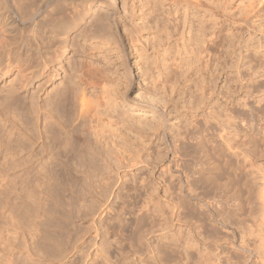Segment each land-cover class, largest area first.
I'll return each mask as SVG.
<instances>
[{
	"label": "rangeland",
	"instance_id": "obj_1",
	"mask_svg": "<svg viewBox=\"0 0 264 264\" xmlns=\"http://www.w3.org/2000/svg\"><path fill=\"white\" fill-rule=\"evenodd\" d=\"M94 1L91 10L66 11L48 72L15 94L10 123L0 121L1 142L26 148L7 173L0 149V177L8 176L0 191L2 181L12 190L18 183L19 192L27 182L30 191L27 215L23 199L16 202L27 223L11 226L9 212L0 214V264H264L260 213L240 208L235 186H223L264 168V158H254L255 168L245 162L253 144L264 154V0ZM96 18L108 23L103 35L89 31ZM21 27L28 38V24ZM16 41L0 33V48L12 43L17 51ZM8 60L0 56V88L18 87L26 69L14 57L8 72ZM81 84L92 101L84 125L103 133L105 147L88 136L90 149L62 159L71 172L62 188L48 183L43 195L28 171L31 97L45 108L68 86L71 124ZM12 128L23 132L10 144L3 133Z\"/></svg>",
	"mask_w": 264,
	"mask_h": 264
},
{
	"label": "bare ground",
	"instance_id": "obj_2",
	"mask_svg": "<svg viewBox=\"0 0 264 264\" xmlns=\"http://www.w3.org/2000/svg\"><path fill=\"white\" fill-rule=\"evenodd\" d=\"M52 1L53 0H0V33H1V36L3 37L4 40H6V39L17 40L15 42V44H16V48L18 47V49H19V50L15 51V47H12V46H14V45H12V43L6 44L5 46H3V48H0V56L3 59H6V58L9 59L7 64H6V68L9 70L8 72H12V69L14 68V63H13L14 57H16V59L20 60L17 63V66L19 68H21L20 65L26 66L25 70H23V71L21 70V76H20L18 87L12 85L13 83H11L8 87L0 88V94L5 92V94H3V95H6V96H4L5 98H2V99H4V102H3V100L0 102V121L4 122L3 126L7 125L6 122L9 120V118H7V116H8L7 113H9V111L7 112L6 110L10 109V104H12V100H15L14 99L15 94H17V92L20 89H26L27 87H29L33 83V81L36 77L44 76L48 72L49 66L53 61V59L50 58V55L53 52L54 53L59 52L60 49L62 48L59 44H62V42L64 41V39H63L64 38V31L62 30V25L64 24V21L67 17L66 11L68 9L69 10L71 9L70 14H72V13H74V10L77 11L79 8L91 10L92 7L95 5L94 0H74V1H72V0H60L61 4L53 7ZM62 4H64V5H62ZM99 21L100 20H97V18H96V20L94 19L91 21L89 31L91 32L92 35H98V34L103 35L102 32H104L105 27L108 26L107 25L108 23L103 24V23H100ZM26 23L28 24L29 32H28V38L25 39L23 37V34H22L23 29H22L21 25H24ZM67 32H69V31H67ZM16 37H18V38L15 39ZM84 66L88 67L87 71H91V69H93L92 63H88L87 65H84ZM71 69L75 70V67H71ZM72 83L75 85L77 84L76 81H74ZM82 84H84V83H82ZM82 86H84V87H80L79 85H77V89H79V92H78L77 96H75L76 97L75 100H76L77 105L79 106V113L73 119L71 124L67 123L68 117H67V111H66L68 103L71 104V102L69 101V98L66 96L68 93V86L62 92H57L55 94L56 97L53 96V97H55L54 100L52 99V101H51V99H50L48 106L44 105V107L45 106L51 107L50 108L51 110H49V108L46 109V107L45 108L42 107L43 108L42 109L41 106L38 105V101L36 100V97L34 95H33L34 97H31L32 99L29 98V99H31V101L29 100L30 105L28 106L27 111H28V125H31V128H28V146H27L28 147V164H29L28 171L30 174L29 176L31 177V175H32L33 177H35L34 179L37 180L38 184L34 185L35 187L39 186L40 188L44 187L46 189L47 187L49 188L48 183H50V185H51L55 181L54 184H56V186H58L57 187L58 189L59 188L61 189L62 188L61 187L62 181H60V179L68 178L71 175V172L67 168H63L62 164H64V163H62L63 162L62 159L68 160V159H70V157L72 155H77L78 154L77 152H79V150H78L79 148L81 150L83 148H84V150L90 149V147H91L90 143L91 142H89L90 140H88L89 139L88 136H93V135L95 136L94 143L96 145L98 144L99 146L101 145L103 147L106 144L104 141L103 133H101L96 126H94V125L88 126V124L84 125V122L87 123V121H88L87 119L89 118V115L92 114V110H91V102L92 101H91V99L88 98L87 88L85 87V85H82ZM63 96H66V97H64V99H62ZM12 105H11V107H12ZM59 105H60V108H62V112L60 115L57 113H53V114H56V117H55V115H53L52 112H55L56 110L53 111V108L58 109ZM7 106L9 107V109ZM16 110H18V109H16ZM22 111H24V110H22ZM22 111H20V113ZM60 111H61V109H60ZM16 112H18V111H16ZM25 112L26 111L23 112V115ZM58 113H60L59 110H58ZM33 116L37 117V119L34 118L35 121L33 119ZM43 116H45V118H43L44 119V123H43L44 129H42V128L40 129V126L43 122L42 121ZM11 118H12V115H11ZM75 121H78V123L76 125H73V123ZM8 122L10 123V121H8ZM12 122L13 121H11V123ZM80 124H83V126H84L83 129H82V125H80ZM79 125H80L82 130H80ZM14 126L15 125H13L12 127H14ZM1 129L2 128H0V130ZM13 129L15 131V128H12L10 130L6 129L7 132L6 131L4 133L2 132L3 137L5 136L6 138H8V140H9V141L7 140L8 142H10L12 140V136L13 135L16 136L15 134H17V133H18L17 135L20 137V139L22 138V132L23 131L21 132V130L19 129L18 132L15 133L13 131ZM0 135H1V133H0ZM25 135H24V137H25ZM0 138H1V136H0ZM263 138H264V136H263ZM1 139H0V149L5 147L4 151L7 152L5 158L3 157V160L5 159L4 164L2 165V163H1L2 167L4 168L3 171L6 172V171L10 170L12 168V166L15 167L12 164H14L16 162L17 157H18V153L25 151L26 148L24 150V146L20 147V148L17 147L18 149L17 150L15 149V151H14V148H11L9 146V143H3V142H1ZM10 144H11V142H10ZM22 145H24V144H22ZM38 148H39V150H37ZM246 155L248 157L246 156L245 162L248 160L247 162L250 165V168H255V161H254L255 157L257 159L264 158L263 157L264 154L259 153L254 144L252 145V147L249 150H247ZM36 156L39 158V159L35 160L38 168L34 166L36 163L33 164L34 161H32V159ZM48 156H50V158ZM10 160H12V162H14V161L15 162L9 164V162H11ZM49 161L51 164L49 163ZM22 162H23V160H22ZM40 164H41V167H40ZM1 165H0V169H2ZM49 165L53 166V168L51 167V169H50ZM26 169H24V170H26ZM11 170L13 171V168ZM0 171H1L0 173L3 172L2 170H0ZM256 171L258 173V175L256 174L257 177L255 176V174L253 172H249V173H251L250 178L248 177L245 181L242 182V184L237 183V185H234L232 183L233 180L230 179L232 177L229 176L230 178H228V177H227L228 179L226 178L227 180L223 184V186H227V187L235 186V192H234L233 196H234V200H235L236 204L240 208L243 207L244 204H246L249 207L250 212L253 214H257V216L260 213L261 220L264 223V168L258 167L256 169ZM26 174H28V172H26ZM3 175H2V177H3ZM6 175L7 174H5V176ZM229 175H231V174H229ZM29 176L27 177V179H29ZM7 177H5V178L3 177V178L6 179ZM4 179H2V180H4ZM36 180H35V183H36ZM26 181H28V183H29L31 180H26ZM2 182L6 183V184L4 186V189L2 191H0V195H3V194L5 195V193H6V196H5L6 198H3L6 203L3 205V207L0 206V214L6 215V213L9 212L8 216L6 217L7 218L6 222H8L9 224L11 222L13 224L11 226L21 225L22 223L24 224L25 222L27 223L26 220H28L27 219L28 216L27 217L26 216L25 217H22V216L18 217L19 213H21V211L19 213H18V211H16V210L20 209V206L16 202L18 200L23 199V201H22L23 205H26L24 207L25 209L22 208L26 212V214L25 213H23V214H25V215L28 214V193L30 191L28 189L27 190L29 192H27L25 190L26 189L25 186H26L27 182L25 183L23 181L22 184L25 183V186H23L21 184L22 185V187L20 189L21 192H19L17 190L18 186L16 187V185L18 183L15 186H13L14 190H12L13 188L10 187V185H8V184H10L9 183L10 181L9 182L2 181ZM11 182L16 183V181H13V180H11ZM32 183H34V182H32ZM32 183L30 182L31 186L28 185L30 188H32V186H33ZM12 185H14V183ZM53 186H52V188L54 189ZM44 188L42 190L39 189L38 191L41 190L42 193L47 192V191H44ZM57 188H56V190H57ZM32 191H34V190H32ZM31 194H33V193H31ZM43 195H44V193H43ZM59 195H57V197ZM23 196H26V197L24 198ZM1 197H4V196H1ZM55 200H56V198H55ZM41 201H42V198H39L35 201L36 205L38 203L37 207H39V208H41L43 205V203H42L43 201L42 202ZM22 202L20 201V203H22ZM56 202H53V203H56ZM12 204H14L15 208H13ZM23 205H21V206H23ZM32 205H33V203H32ZM49 206H51V205H49ZM256 209H258V213L256 212ZM16 212H17V214H15ZM20 215H22V214H20ZM2 216H0V217H2ZM16 227H18V226H16Z\"/></svg>",
	"mask_w": 264,
	"mask_h": 264
}]
</instances>
